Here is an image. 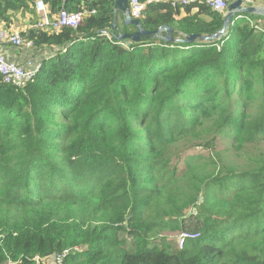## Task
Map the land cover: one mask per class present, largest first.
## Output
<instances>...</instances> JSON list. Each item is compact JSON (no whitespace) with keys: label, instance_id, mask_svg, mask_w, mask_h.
I'll return each mask as SVG.
<instances>
[{"label":"trees","instance_id":"16d2710c","mask_svg":"<svg viewBox=\"0 0 264 264\" xmlns=\"http://www.w3.org/2000/svg\"><path fill=\"white\" fill-rule=\"evenodd\" d=\"M38 2L83 21L52 30ZM114 6L0 0V31L52 52L25 85L0 76V264H264V17L118 42L137 28ZM224 15L161 0L139 20L184 40Z\"/></svg>","mask_w":264,"mask_h":264},{"label":"built area","instance_id":"2783aa9c","mask_svg":"<svg viewBox=\"0 0 264 264\" xmlns=\"http://www.w3.org/2000/svg\"><path fill=\"white\" fill-rule=\"evenodd\" d=\"M197 1L204 3L212 10L219 13L224 12L229 6V0H173L174 3H181L183 5H190ZM158 2H161V0H129L131 17L140 19L146 5ZM244 2L246 5H252L250 0H245ZM37 9L45 20L44 25L50 26L52 30H59L63 27L75 28L83 21L82 14H71L67 11H62L59 13L56 21L50 24L47 19L45 6L42 3H37ZM8 47L15 52H30L32 54H36V48L31 40L22 37L19 33L0 31V76L2 81L5 84L13 86L25 85L33 78L34 74L39 70V67L33 63L34 60L32 58L28 60L25 65L10 62L5 54V50ZM189 238H194V236L189 234L181 235L179 239L180 246L182 247ZM69 252L70 251L67 250L61 254L55 255L53 257V262L50 264H64ZM43 260L45 259H37L38 262Z\"/></svg>","mask_w":264,"mask_h":264},{"label":"water","instance_id":"95a60500","mask_svg":"<svg viewBox=\"0 0 264 264\" xmlns=\"http://www.w3.org/2000/svg\"><path fill=\"white\" fill-rule=\"evenodd\" d=\"M253 5H246L244 0H236L229 4L227 13L224 15V26L223 29L216 35L209 37H201L199 35L186 36L184 40H175L173 38L174 30L171 27L161 28L155 32H150L142 27L141 21L139 19H133L130 14L129 0H115L114 6V22L112 29L117 31L119 28V18H122L123 24L125 26H134L137 28V32L133 34H120L115 37L118 42L131 41L132 43H139L143 37L150 39L152 37L159 38L165 43L174 44L187 43L194 44L198 41L200 42H215L219 41L228 33L229 25L232 19L236 15L246 14L256 17H264V5H257V0H254Z\"/></svg>","mask_w":264,"mask_h":264},{"label":"crops","instance_id":"0c3cea01","mask_svg":"<svg viewBox=\"0 0 264 264\" xmlns=\"http://www.w3.org/2000/svg\"><path fill=\"white\" fill-rule=\"evenodd\" d=\"M260 4L264 5V0H259ZM5 54L7 56V59L10 62H16L22 65H25L28 60L31 58L34 60L35 65L40 64L43 59L48 58L51 56L52 52L50 50H37L36 54H32L30 52H15L11 48H7L5 50Z\"/></svg>","mask_w":264,"mask_h":264},{"label":"rangeland","instance_id":"374dc122","mask_svg":"<svg viewBox=\"0 0 264 264\" xmlns=\"http://www.w3.org/2000/svg\"><path fill=\"white\" fill-rule=\"evenodd\" d=\"M234 1L235 0H229V3H232ZM27 23H28V21H27V19H25V21H24V23L22 25L23 28H24L25 24H27ZM20 30L21 29L17 25L14 27V32L15 33H19ZM219 148L221 150H223V151L230 150V152H231V154L233 155L234 158L237 155L236 154L237 153V150H236V148H235L234 145H231L229 139H224V138L220 139V141H219ZM189 151H191L190 153H197V152H200L201 149H198L197 148V149H193V150H189ZM166 236L170 240V242H172V243H177L179 241L178 239L180 238V235H178V234H167Z\"/></svg>","mask_w":264,"mask_h":264},{"label":"bare ground","instance_id":"6f19581e","mask_svg":"<svg viewBox=\"0 0 264 264\" xmlns=\"http://www.w3.org/2000/svg\"><path fill=\"white\" fill-rule=\"evenodd\" d=\"M245 1V0H244ZM38 3H41V2H38ZM250 3L253 5V4H255L254 3V0H250ZM43 4V3H42ZM181 4V3H180ZM257 5H262V4H260V1L259 0H257V3H256ZM130 5V4H129ZM228 9V8H227ZM227 9L224 11V12H221V13H224V14H226L227 13ZM134 19V18H133ZM45 23V22H44ZM231 24V23H230ZM230 26V25H229ZM33 63L35 64V62L33 61ZM41 64V63H40ZM40 64H36V66L37 67H39L40 68ZM36 74V73H35ZM38 262V261H37ZM53 262V259L51 260V261H48V262H46V263H42V264H50V263H52ZM38 263H41V261L40 262H38Z\"/></svg>","mask_w":264,"mask_h":264}]
</instances>
